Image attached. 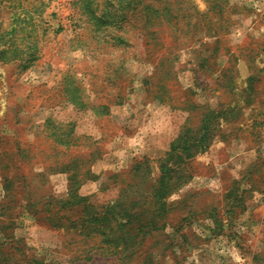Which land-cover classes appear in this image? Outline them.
I'll list each match as a JSON object with an SVG mask.
<instances>
[{"label": "rangeland", "instance_id": "obj_1", "mask_svg": "<svg viewBox=\"0 0 264 264\" xmlns=\"http://www.w3.org/2000/svg\"><path fill=\"white\" fill-rule=\"evenodd\" d=\"M0 264H264V0H0Z\"/></svg>", "mask_w": 264, "mask_h": 264}, {"label": "trees", "instance_id": "obj_2", "mask_svg": "<svg viewBox=\"0 0 264 264\" xmlns=\"http://www.w3.org/2000/svg\"><path fill=\"white\" fill-rule=\"evenodd\" d=\"M113 40H114L117 44H119V43H123V42H124V39H123L122 37H115ZM204 121H205V120H204ZM203 128H205V126H204ZM206 139H207V133L205 132V133L201 136V138L197 141L198 147L196 148V152H198L199 150H200V151H204V148H203V142H204ZM184 150L186 151V155H187L188 157L192 156V154H191V152L193 151L192 148L187 147V148H185ZM159 183H160V184H159V189H158V191H157L156 194H155L156 199L159 198V197L161 196L160 193H163V192H162V191H163V187H162V185H163V180H161ZM81 200H83V199H81ZM125 212L127 213V211H125ZM126 213H125V214H122V215H123V216H124V215L127 216ZM114 217H115V218L117 219V221H118L117 215H116L115 213H114ZM131 223H132L131 219H128V221H126L125 223H116L115 228L118 230V232H122V234H120V235H121V239H123V240H125V239H129V240H130V239H132L133 237H136V236H138L139 234L143 233L144 225L142 224V222H139V221H138V223L134 224V226H133V225L131 226ZM101 224H102V225H105L104 223H101ZM127 246H128V245H127ZM113 247L116 248V249H118L119 247L124 248V247H126V245H125V244H123V245H121V244H115Z\"/></svg>", "mask_w": 264, "mask_h": 264}]
</instances>
